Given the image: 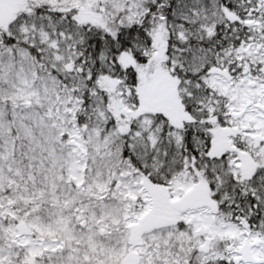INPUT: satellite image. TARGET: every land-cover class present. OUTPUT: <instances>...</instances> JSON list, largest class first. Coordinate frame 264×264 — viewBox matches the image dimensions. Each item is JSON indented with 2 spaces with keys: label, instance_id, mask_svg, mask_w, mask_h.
<instances>
[{
  "label": "snow or ice",
  "instance_id": "obj_1",
  "mask_svg": "<svg viewBox=\"0 0 264 264\" xmlns=\"http://www.w3.org/2000/svg\"><path fill=\"white\" fill-rule=\"evenodd\" d=\"M0 264H264V0H0Z\"/></svg>",
  "mask_w": 264,
  "mask_h": 264
}]
</instances>
